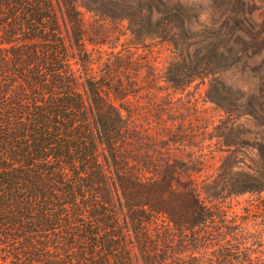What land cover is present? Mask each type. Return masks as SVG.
Instances as JSON below:
<instances>
[{"label":"trees","instance_id":"1","mask_svg":"<svg viewBox=\"0 0 264 264\" xmlns=\"http://www.w3.org/2000/svg\"><path fill=\"white\" fill-rule=\"evenodd\" d=\"M82 9L126 21L137 41L167 42L162 81L206 84L225 114L212 137L231 151L246 118L253 166L223 160L211 192L191 176L196 162L171 157L167 142L150 148L126 99L145 67L146 90L158 78L131 56L96 65ZM199 16L168 0H0V264H259L220 200L264 191V102L218 78L239 53ZM167 115L155 123L176 143Z\"/></svg>","mask_w":264,"mask_h":264},{"label":"rangeland","instance_id":"2","mask_svg":"<svg viewBox=\"0 0 264 264\" xmlns=\"http://www.w3.org/2000/svg\"><path fill=\"white\" fill-rule=\"evenodd\" d=\"M168 1L181 2L200 12L197 19L210 27V37H221L224 48L230 47L239 53L236 62L219 73L218 78L233 89L260 96L264 102V0ZM54 5L62 32L66 35L67 26L57 3ZM82 13L90 40L85 41L86 48L97 59L96 65L111 59L119 68L131 56L132 60L149 65L158 78L159 88L146 90L145 67L137 78L142 89L126 99V105L132 108L136 117V124L141 123L138 128L143 132L145 127L149 128L150 148L166 146L167 142L171 157L196 162L202 169L192 172L191 176L199 186H205L211 192H214V187L223 185L215 182L223 160L226 164L235 163L244 168L253 166L258 152L243 146L242 138L249 127L246 118H240L231 129L232 140L237 136L236 148L231 151L235 146L228 149L223 145L224 140L212 137L217 132L214 127L225 114L206 98V84L196 80L177 90L162 81L164 68L173 57V50L167 42L160 38L137 41L126 29V21L84 9ZM248 20L251 21L250 27ZM240 28H244V32L241 33ZM187 46V43L182 45L183 48ZM167 111L173 114L174 119L168 120V126L171 139L177 140L176 143L168 141V132L157 129L155 123L158 114L163 119L168 118ZM220 206L226 212L227 220L240 226L245 236L250 238L248 244L255 261L264 264V191L227 196L220 200Z\"/></svg>","mask_w":264,"mask_h":264}]
</instances>
